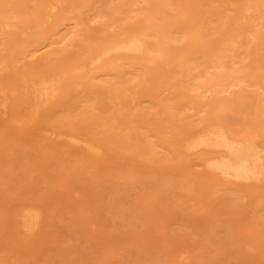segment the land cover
I'll list each match as a JSON object with an SVG mask.
<instances>
[{
    "label": "rangeland",
    "instance_id": "374dc122",
    "mask_svg": "<svg viewBox=\"0 0 264 264\" xmlns=\"http://www.w3.org/2000/svg\"><path fill=\"white\" fill-rule=\"evenodd\" d=\"M144 1L66 0V3H63V7L55 14V17H59V20L65 19L63 21H56L54 25L46 24L45 31L43 32L44 36L39 41L40 43H37L38 41H32L36 32L33 27L36 22L34 17L37 15L43 0H0L1 7L17 12V16H24L29 20L28 26L30 30L28 39H31L26 44V51L24 53L26 57H20L15 62L13 61L16 57H11L9 54L12 53L9 50V46V48L7 47V51H3L0 65L8 62V60L11 64L6 70L0 68V83L3 86H9V84L14 82V84H17L16 87L18 83L21 84L18 78L19 75H16V70L14 69H18L22 61L27 64L29 62L31 65H36V70L37 68L38 70L40 68L43 70V68L46 69L48 66L57 64L60 60L59 58L68 56L75 58L81 55L83 48L94 42L100 32H106L110 29L135 23L136 21L129 20L136 18L138 8L144 6L148 9L145 13H149L151 8L147 4H144ZM168 1H171L173 6L165 9V16L175 21L156 22L162 24L165 29L174 31L176 36L180 35L181 40L177 41L176 46L183 48L182 59H186L183 63L184 66L197 65V69H201L206 63L212 62H203L205 57L203 59L201 52L203 48H207L210 45L212 52L215 50L223 52L224 69L229 65L230 58L240 52H243L240 54V57H244L241 61L242 64L248 63L253 67V71L251 72L252 78L256 79L255 82H258V85H251L245 90L233 89V92L229 90V92L224 93V95L230 93L242 95L235 105L232 106L234 111H227L224 118L231 131L240 133L242 130L245 131L247 126L255 123V120L259 118V109L263 106V102L257 97L258 90L264 91V80L259 79L262 73H264V25L262 26V20L256 19L258 22L256 28H259L260 32L257 35L258 38L253 39L249 35V32H247V27H245L246 23L252 21H245L237 27H232L233 21L231 20L236 16L235 10L229 9V2L232 0ZM109 3L112 4L110 5ZM182 6H184V9L186 8L184 12ZM110 7H115V10H110ZM99 12H102L100 17L98 15L93 16ZM71 16L73 17L71 18ZM75 22H79V24L75 25ZM72 27L78 29V35L75 38L69 41L64 38L59 42H53L48 47H42L31 55L30 52L33 48L39 47L50 40H59L65 30ZM182 29L184 31H181L182 33L179 34V31ZM196 31L199 32L198 42L195 44V49L193 50L189 43L188 37L190 35L188 36V34ZM46 49L47 51L44 52ZM28 50L30 52H27ZM14 52L17 53V50ZM26 53L28 55H25ZM40 53L42 54L40 55ZM36 54L39 55L35 57ZM44 55H46V58H42ZM11 58L15 59L11 60ZM29 59L34 62H30ZM16 64L17 67H15ZM173 66H170L163 75H159L158 70H153V72L147 75V80L143 81L144 83L134 82V78H129V74H126V90L124 89L118 93L119 96L117 98L112 97L111 91L105 90V92L97 87L102 83L98 80V77L92 79L93 84L98 83L97 86L95 85L96 88L89 87L87 79L81 78L80 83L68 86V92L56 102L55 107L53 106L54 108H43L34 118L32 116L30 118L26 117L27 115L30 116L29 113L25 114L26 109L22 112H12V110L7 119L0 120V264H58V262L59 264H105L103 262L107 261L108 256H110L109 262L111 259L110 263L112 264H133L132 262L137 257L138 259L134 262H144L143 259H139V257L142 258L141 256H145V259L149 258V261L146 260L145 262L147 264H179V246L183 245L187 248V243L188 252L185 254H188L187 257L191 261L189 263L186 262L187 264H210V262H207L208 260H205V255H207L208 259L209 255H211V258L214 257L212 256L213 254L219 255V257H216H218V262L222 264H235L237 263L236 260H238V264H241L239 258L244 257L245 254L243 256L239 254L240 243L235 242L238 245V247L235 245V249L226 248V246L234 247L230 239L227 241L228 227L232 229L238 227V225H244V223H251L253 221L251 220L254 218L251 208L256 205V202H250L249 200L252 198L255 200L254 197L256 195L264 194V186L229 184L228 189L231 186L230 190L237 188L238 191H227L224 188H227L228 183L217 179V176H213L205 171L200 162L201 158L208 151H185L182 149L180 146L181 139L188 132L194 130L199 122V116L194 113L191 106L196 107L208 101L209 95L208 93L201 95L199 92L190 91L188 89L190 82L188 79L189 75L185 71L173 73ZM18 95L16 93L14 95L12 92L9 93V96L7 95L9 105L12 103L11 106H13L14 102L21 100V97ZM91 95H95L93 97V106H95L93 113L95 116L111 117L114 121L112 127L106 130L109 134L106 131H99L98 126L100 125L95 123V121L89 122L88 119L87 122L85 121L86 123H78V121H74L73 119L69 125H63V122H59L58 117L60 116L57 115L56 118L53 115L57 112L52 111L60 109L58 113H63L61 111L62 108H72L79 104L81 99L90 97ZM229 98L231 96L225 99ZM63 110L65 113L66 109ZM63 118L66 119L64 115ZM129 118L135 119L134 123H142L146 126L154 127L152 130L159 131L161 139H171L174 143H179V148H177L175 153L168 152L166 149L156 148L155 150L158 152L152 151L153 158L151 160H146L147 158L133 150H123L117 139L116 142H113L115 133L110 131H114L112 129L113 127L116 128L114 126L116 122L126 121ZM51 127L55 128V130L58 127L62 130L73 128L81 136L96 140L103 147L101 156L92 159L79 149L75 150V148L68 147L61 141L53 142L50 138H45L43 136L44 129ZM117 130L119 131V128H116L115 131ZM259 141L264 144V137ZM144 163L152 168L151 173L146 175L147 177L150 176L149 178H151L152 175L154 180V173H157V176L159 175L161 179L163 178L161 184L153 186V191L151 190V186L147 185L148 187L146 188L145 183L143 185L141 181L132 182L121 178H117L118 180L116 181L115 176L106 172V170H116L119 173L118 175H122L132 171L136 167H142ZM180 177L182 178L181 181L179 180ZM161 179L159 178L160 181ZM118 181L119 183H115ZM186 184L188 185L186 186L187 189L185 187ZM135 185H137L136 188ZM130 186L132 187L131 190L128 189ZM140 186L146 188L143 189L144 192L142 193H140L142 191ZM138 187L139 191L136 190L138 194H135V189H138ZM239 189L241 190L239 191ZM252 190H256V192ZM179 191L183 193L181 192L179 195ZM232 193H236L238 197L244 196L248 202H244L245 199L243 197L245 204H236L242 201L237 196V198L231 196L233 195ZM245 193L247 196L244 195ZM251 193L254 196L252 198L249 197V195L252 196ZM225 194L228 195L225 196ZM137 196L139 200H144H137ZM127 197H130L131 200ZM219 197L220 200L218 202ZM232 197L235 202L237 200L238 202L234 203L231 200ZM129 200L134 205L131 202L129 205ZM229 200H231L233 205L230 204ZM23 201L24 203L34 201L36 204L40 201L39 204L42 205L41 210L43 212L40 222L42 227L39 226L36 230L37 233L35 231L36 234L34 233L33 236H26L15 230L14 213L23 204ZM149 205L151 211L149 210L148 212ZM179 206L181 207L179 208ZM121 207L122 209L125 208L122 210ZM107 208L110 209L108 210ZM117 209L116 214L121 212L122 214H120L124 218L121 215L115 214ZM134 212L137 213L134 214ZM138 212L139 215L137 216ZM125 213H129V215ZM187 213L190 217L189 215L187 216ZM143 214L144 216L142 217ZM97 217L101 220L97 219ZM224 218H231L228 227V220H225V224L227 225L221 224L222 221L219 220L222 219L224 223ZM89 220L90 222L92 220L93 223L90 224L93 228L89 227L90 224H86ZM236 220L237 222H235ZM117 221H119V224ZM131 221L133 222L132 226L130 225ZM188 221L190 222L189 225ZM214 222H216L215 225ZM154 223L156 224L154 225ZM93 224L96 225L93 226ZM118 225L119 227H117ZM157 226L159 227L156 228ZM255 227L253 226V228ZM127 228L130 230L129 232ZM213 228H217L218 233L222 232V229H225L226 232L223 231V234L217 235L219 239L218 237L216 238L218 241H216L215 245L217 246L214 249L213 245H211L212 241L203 240L206 233L212 231ZM234 231L230 233L233 234ZM196 232L199 234H195ZM123 236L125 239L122 238ZM135 236H137V239ZM148 239L152 241L151 244ZM189 240L190 242L193 241V243H189ZM213 242L215 243V241ZM225 242H227L226 244L230 242L231 245H226ZM137 243L141 245L139 249H143L140 253L141 256L139 254L132 256V251L137 247ZM147 244H150V247L146 246ZM210 245L212 248H210ZM218 245H221L224 250L228 249L226 252L224 251L226 255H224L222 249H219ZM198 246L201 247L198 248ZM124 248L129 249L128 252L125 249L129 254L124 251ZM159 248L164 249L163 252H166V250L168 252L160 254L162 251H159ZM216 249L218 253L222 251V256L220 255L221 252L220 254L216 253ZM76 250H81V252H77ZM229 250L232 251V254ZM60 251L61 253L64 251L65 254L63 253L62 255L60 253V255L65 256V258H59L60 255H58L59 257L57 256ZM103 252H106V254ZM250 252V256L252 254L257 261L263 263L264 249L259 251L258 248H254ZM124 253L130 258L126 254L123 255ZM229 254L230 257L237 256V259H231V261L234 260V263L227 258L226 261H223ZM104 256L106 257L102 260ZM122 256L127 257L131 262L125 258V260H122ZM250 256L248 255L247 257ZM72 257L74 258L73 260H71ZM159 257L161 259L167 257V260H161ZM58 258L59 261H56ZM150 259L154 260L150 261ZM120 260L121 263H119ZM80 261L83 262L79 263ZM213 261L216 263L215 260ZM106 264L109 263L107 262Z\"/></svg>",
    "mask_w": 264,
    "mask_h": 264
},
{
    "label": "bare ground",
    "instance_id": "6f19581e",
    "mask_svg": "<svg viewBox=\"0 0 264 264\" xmlns=\"http://www.w3.org/2000/svg\"><path fill=\"white\" fill-rule=\"evenodd\" d=\"M63 3H66V0H43L41 7L38 10L37 15L34 17L36 22L34 23L33 27L35 28L36 32H35V35H34L33 40H32L33 42L38 41L37 43H40L39 41H41V38L44 36L43 32L45 31L46 24H53L54 25V24H56V21H63V19H65V18H63V19L59 20V17H55V14L63 7ZM109 4L111 5L112 3H109ZM144 4H147L151 8L149 13H145L146 11H148V9L144 6L138 8V13L136 15V18L129 20V21H136L135 23L120 26L119 28H115V29H110V30H107L106 32H100V34L96 37L94 42L86 45L83 48L81 55H78L75 58H72L70 56L59 58L60 60L57 64L48 66L46 69L43 68V70L41 68H40V70H38V68L36 70V65H31L27 60L26 61L28 62V64L22 61V63L20 62V66L18 67V69H14V67H13V69L16 70L15 71L16 75H19L18 78H19V81L21 84L18 83L17 87H19V85H20V87L17 88L16 87L17 84H14V82L13 83L11 82L13 85L8 83L9 86H3L0 83V120L1 119H4V120L7 119V116L9 115L10 111H12V110H13L12 112H22L23 110L26 109L25 114H28V113L30 114V116L27 115L26 117L30 118L32 116V118H34L38 115V113L40 112L41 109H43V108H46V109L47 108H54L56 102L59 101V99L66 92H68V90H69L68 86H71L75 83H80L81 78L87 79V85L89 87L92 86L91 88H96L95 85L97 86L98 83L93 84L92 79L98 77V80H100V82H102V83H100L97 87H99L101 90H104V91L105 90L111 91L112 94L114 95V96L112 95V97L117 98L119 96L118 93L122 92L124 89L126 90V82H127V80H126L127 78L125 77L126 74H129V78H134V82L144 83L143 81L147 80V75L150 72H153V70H158L159 75H163L165 73V71H167L170 68V66L174 65L173 66L174 67L173 73H179V72L185 71L186 74L189 75L188 79L190 82L188 85V89L190 91L199 92V94H201V95H206L208 93V95H209L208 101L204 102L203 104H199V106H196V107L191 106V109L194 111V113L198 114L199 122L196 125L197 127L194 130L188 132L181 139L180 146L182 147V149L185 151H193V150H206V151H208V153L205 154V156H203L201 158L200 162H201L203 168L205 169V171L209 172L213 176H217L216 177L217 179H219L221 181L223 180V182L228 183L227 188H224V189H227V191L230 190V188H231V186H230V188L228 189L229 184H244V185L254 184L255 186L256 185L257 186L258 185L264 186V144L261 141H259L262 137H264V116H263L264 115V91H262L261 89L257 91V97L263 102V106H261L259 109V115L260 116L257 120H255L256 121L255 123L247 126V128H245L246 129L245 131L242 130L241 133L231 131V129L228 127L227 123L225 122V118H224L227 111H232L234 109V108H232V106L235 105V103L242 97V95L235 94V93H230L228 95H224L225 92H229V90H231V92H233V89L245 90V89H247V87H249L251 85H258L257 84L258 82H255L256 79L252 78L251 72L253 71V67L250 66L248 63L242 64L241 61L244 57H240L241 56L240 54L243 53V52H240V53L234 54L230 58L229 65H227L226 68L224 69L225 64L222 60V57H223L222 53L223 52H219V50H215L214 52H212V47L210 45H208L207 48H203L201 52H202L203 59L205 57L203 62H205V61L206 62L212 61V62L206 63L205 65L202 66L201 69H197V67H198L197 65H195V66H184L183 63L186 61V59H182L183 58V56H182V54H183L182 49L183 48L176 46L177 41L181 40L180 35L176 36L175 35L176 33L174 31L165 29L162 24L156 22V21H175L174 19L171 20L165 16V13H166L165 9L171 8L173 6L172 2L168 1V0H145ZM193 6H195V5H193ZM114 8L110 7V10H112ZM180 8H181V6H180ZM185 9H184V6H182L183 12ZM229 9L235 10V12H236V16L233 17V19L231 20V21H233L232 27H237L240 25V23L245 22V21H252V22L246 23L245 27H247V30H248L247 32H249V35L253 39L258 38L257 35L259 34L260 29L256 28V25L258 24L256 19H261L262 20L261 21L262 26L264 25V0H234V1L232 0L229 2ZM17 15H18L17 12H14V11H11L10 9H6L4 7H1V5H0V59H1L3 51H7V47L9 46L10 47L9 50L12 51V53H9L10 56L16 57V59L14 58L15 60L13 58H11V60H14L13 62L17 61V59H20V57L24 56V53L26 51V44H28V42L31 41V39H28L29 30H30V27L28 26L29 20L24 16H17ZM95 15H98L100 17L102 15V12L96 13L93 16H95ZM72 17L73 16H71V18ZM253 21H255V22H253ZM76 24H79V22H75V25ZM77 30L78 29H75L74 27L68 28L65 30L63 35L59 38V40L47 41L44 44L40 45L39 47L33 48L31 50V52L29 50L27 52H30L32 55L34 52L38 51L40 48L46 47V46L48 47L53 42H59L60 40H62L64 38L67 41L72 40L73 38H75V36L78 35ZM181 31L183 32L184 30L183 29L180 30L179 34L182 33ZM198 34H199L198 31L192 32L191 34H188V36L190 35L188 37L189 43L192 46L191 49H193V50L195 49V47H194L195 44L198 42ZM222 39H224V38H222ZM50 49H51V47H50ZM13 50L14 51L17 50L18 54L15 53ZM19 51H20V53H19ZM46 51H47V49L44 52H46ZM41 54L42 53H40V55ZM45 54H47V53H45ZM25 55H28V53H26ZM38 55L39 54H36L35 57H37ZM24 57H26V56H24ZM42 58H46V55H44V57H42ZM29 61L34 62L31 59H29ZM10 64L11 63H9V60H8V62L0 65V68L6 70L10 67L9 66ZM15 67H17V64L15 65ZM193 71H194V73H192ZM259 79L264 80V73H262V75L260 76ZM8 92L9 93L12 92V93H14V95H15V93L17 95L19 94L18 96L21 97V100L14 102L13 106H11L12 103L9 105V98H8L9 93ZM229 96H231V98L225 99ZM93 97H95V95H91L90 97L88 96L86 98L81 99L80 103L77 104L76 106L72 107V108H69V109L62 108L61 111L63 113H64L63 109H66V112L64 114L61 112L58 113V111H60V109L52 111V112H57L58 114L57 113H55V114L52 113V114L54 116H56V118H57V115H59L61 117V119H60V117H58L59 122L60 123L63 122L62 123L63 125L64 124L69 125L70 123H72L73 119H74V121H78V123L79 122H85V121L87 122V120L89 119V122L95 121V123L100 125V126H98L99 131H106L108 128L112 127V125H113L112 123L114 121L111 117L106 118L104 116L103 117L98 116V115L95 116V114L93 113V109L95 108V106H93ZM8 108L9 109L11 108V110H9ZM60 113L62 116L60 115ZM63 115L65 116L66 119L63 118ZM134 121H135V119H131V118L126 119V121H121V122L118 121V122H116V124L114 126L116 128H119V131L118 130L115 131L116 128H114V127L112 129L114 131H110V132L115 133V135H114L115 139L113 140V142H116V139H117V142L120 143V146L123 148V150H127V149L133 150L134 152L138 153L139 155H142L143 157L147 158L146 160H151L153 158L152 157V154H153L152 151L158 152L155 150L156 148L166 149L168 152H172V153H175L177 148H179V143L176 144L173 141H171V139L170 140L161 139L160 132L152 130L154 127L146 126L145 124H142V123H134ZM48 129L45 128L44 129L45 130L44 135L43 134L42 135L45 138H50L53 142L54 141L55 142L61 141L64 144H66V146H68V147L75 148V150H77V149L81 150L82 152H84L87 156L91 157L92 159H94V158L96 159V158L100 157L102 154V148L103 147H101L100 144L96 142V140L94 141L91 138H85V137L81 136L73 128H70V130H62L59 127H58L59 130L58 129L55 130V128L53 129L52 127L48 128ZM50 129H52V131H50ZM96 131H98V130L96 129ZM107 134H109V133L107 132ZM258 137H260L259 140H257ZM178 142H179V140H178ZM156 160H159V159H156ZM151 171H152V168L149 165H145V163L143 164L142 167H136L132 171L124 173L122 175H118L119 173H118V171L116 172V170H114V171L106 170V172H108V174L115 176L116 181L119 178L129 180L132 182H140L141 181V184L143 183V185H144V183H145L146 188L148 187L147 185H149V187L151 186L152 187L151 190L153 191V188H154L153 186L157 185V184H161L163 178L161 179V177L159 175L157 176V173H154V180H153L152 175H151V178H149L150 176L147 177L146 175L150 174ZM159 178L161 179V181L159 180ZM113 179H112V181H113ZM181 179L182 178L180 177L179 180L181 181ZM142 180L143 181L145 180V181L143 182ZM187 180H189V179H187ZM163 181H166V180H163ZM115 183H119V181L115 182ZM125 184L129 187V185L126 182H125ZM179 184H180V182H179ZM187 184L185 185V187L188 186ZM136 186L137 185H135V188H136ZM138 186H139V184H138ZM181 187H182V185H181ZM131 188L132 187L130 186V188H128V189L131 190ZM146 188L141 187L142 191L140 189V191H141L140 193L144 192L143 189H146ZM182 188H184V186ZM73 189H76V188H73ZM186 189H187V187H186ZM136 190L139 191V187H138V189H135V191ZM234 190L238 191L237 188H235V189L233 188V190H230V192H232ZM240 190L241 189H239V191ZM113 191H111V192H113ZM137 191L135 194H138ZM133 192H134V190H133ZM181 192L182 191H179V195ZM253 192H256V190ZM121 193H122V191H121ZM129 193H130V191H129ZM146 193L148 194V192H146ZM257 193H259V192L257 191ZM235 194H233L231 196H233V197L235 196V198H237L238 196H237V194L236 195ZM226 195H228V194H225V196ZM240 195H241V193H240ZM244 195H246V193ZM222 196H224V195H222ZM124 197H125V195H124ZM228 197H230V196H228ZM233 197L231 198V200L234 203L238 202V200L235 202ZM243 197H242V195L239 196L238 199H240V201H242V202H238L236 204L242 203V205H243V204H245L244 202H248V200L246 201L245 197H244L245 200L243 202ZM249 197L252 198L254 196L252 194V196L249 195ZM127 198H130V197H127ZM142 198H143V196H142ZM254 198H255V200H253V198L251 200H249L250 202H254V203L256 202V205H254L251 208V213L254 216V218L251 219V220H253L251 223H244V225L243 224H241V225L237 224L238 227H234V228L230 229L228 226H229V220L231 221V218L230 219L224 218V221L228 220L227 221L228 225L225 224L226 221L223 223V220L219 219L222 221L221 224H225L228 227V233H227L228 239H227V241H229V239H230L231 242L233 243L232 245H234V247H232V246L227 247L226 246V248L235 249V245H236L235 242H238L241 245L240 249H239L240 252H239V250H238V252H239L240 256H243V254H245L244 257L239 258V260H241L240 261L241 264H264V260H262L263 263H261V262L257 261V259L254 258V256H252V254H251L252 257L250 256V253H251L250 250L251 249L258 248L259 251H262L264 249V203H262V202H264V194L262 193L261 195H256ZM29 199H31V198H29ZM247 199H249V198H247ZM120 200L122 201V199H120ZM130 200H131V198H130ZM130 200H129V205L131 202ZM137 200H139L138 196H137ZM140 200H144V199H140ZM219 200H220V197L218 199V202H219ZM222 200H223V198H222ZM231 200H229V202H231ZM38 202L40 203V201H38ZM111 202H113V201H111ZM134 202H135V200H134ZM216 202H217V200H216ZM229 202H228V204H229ZM39 203L36 204V203H34V201L24 203V201H23V204L20 205L19 209L15 210L16 213H14V215H15L14 223H15V230H17V232L25 234L26 236H29V235L33 236L35 231L37 230V228L39 226L42 227V225H40V222H41L43 210H41L42 205H40ZM114 203H115V201H114ZM230 204L233 205L232 202ZM39 205H40V207H39ZM123 205H121V206L123 207ZM132 205H134V204L132 203ZM141 206H143V205H141ZM122 207H121V209H122ZM180 207L181 206H179V208ZM142 208L144 209V207H142ZM147 210L149 212L150 205H149V209H147ZM117 211H118V209L115 211V214ZM120 213H117L116 215H121L122 213L121 214ZM135 213H137V212H134V214ZM127 214L129 215V213H127ZM144 214H146V213H144ZM144 214L142 215V217L144 216ZM101 215H102V213H101ZM138 215H139V212H138L137 216ZM188 215L189 214L187 213V216ZM103 216H104V213H103ZM189 217H190V215H189ZM122 218H124V217L122 216ZM163 218H161V219H163ZM97 219H99V218L97 217ZM190 219L192 220V218H190ZM99 220H101V219H99ZM42 221H43V219H42ZM111 222H113V221H111ZM235 222H237V220ZM239 222H241V221H239ZM90 223H93L92 220H91V222H90V220L87 221L86 224L89 225ZM95 223H96V220H95ZM117 223L119 224V221H117ZM122 223H123V221H122ZM189 223L190 222L188 221V225H189ZM215 223L216 222H214V225H215ZM120 224H121V222H120ZM143 224H144V222H143ZM155 224L156 223H154V225ZM191 224H193V223L191 222ZM199 224H200V222H199ZM231 224H232V222H231ZM95 225L96 224H93V226H95ZM115 225H117V224L115 223ZM130 225L131 226L133 225L132 221L130 222ZM179 225H180V223H179ZM196 225H197V223H196ZM216 225H218V224H216ZM138 226H140V225H138ZM253 226H256V227L253 228ZM89 227H91V224L89 225ZM114 227H116V226H114ZM117 227H119V225ZM126 227H127V224H126ZM158 227L159 226H157L156 228H158ZM209 227H211V226L209 225ZM227 227H226V230H227ZM91 228H93V227H91ZM187 229L189 230V228H187ZM127 230H128V228H127ZM136 230H134V231H136ZM139 230H140V228H139ZM129 231L130 230H128V232ZM192 231H193V228H192ZM194 231H196V230L194 229ZM221 231L222 232L218 233L219 232L218 229L213 228L212 231L206 233V235L204 232H202L205 235L203 240H208L210 242L212 241L211 245H213V249H214V247L217 246V245H215L216 241H218V240H216V238L218 237L217 235H219V234L221 235V233L223 234V231L225 232V229H222ZM232 231H234L233 234L230 233ZM198 232H200V231H198ZM36 233H37V231H36ZM191 233H193V232H191ZM191 233H190V235H191ZM195 234L198 235L199 233L196 232ZM195 234H194V236H195ZM235 234H237V235H235ZM187 235H188V233H187ZM223 236H225V235H223ZM135 237L137 239V236H135ZM183 237H184V235H183ZM122 238H124V236ZM148 238H150V237H148ZM241 238H242V240H241ZM136 239H135V241H136ZM141 239H143V238H141ZM183 239H185V238H183ZM218 239H219V237H218ZM148 240H150V239H148ZM148 240H147V242H148ZM213 241H215V243ZM126 242H127V240H126ZM151 242L152 241L150 240L149 243L151 244ZM191 242L193 243V241H191ZM191 242L189 240V243H191ZM226 243L227 242H225V244ZM134 244H136V243H134ZM141 244H143V243H141ZM150 244H147L146 246L150 247ZM153 244L154 243H152V245ZM163 244H166V243H163ZM220 244H222V243H220ZM229 244H230V242H229ZM229 244H226V245H229ZM126 245H127V243H126ZM139 246H141V245L138 244L137 247H135L133 249L132 256L135 254L140 255V253L142 252L143 249H141V248L139 249ZM153 246H155V245H153ZM201 246H198V248H200ZM204 246H206V245H204ZM218 246L220 247L219 248L220 250L222 249L223 253H224V251L226 252V250H228V249L224 250V248L221 247V245H218ZM236 246L238 247V245H236ZM126 248H124V251ZM187 248H188V243H187ZM187 248L184 247L183 245L179 246V264H185L186 262L189 263L190 260L187 257L188 254H185L188 252ZM210 248H212V246ZM69 249H71V248H69ZM154 249H150V250H154ZM128 250L126 249L127 252H128ZM158 250L162 251V252H160V254H164V253L168 252L167 250H166V252H163L164 249H160V248ZM208 250H207V252H208ZM215 251L217 254H220V252H221L220 255L222 256V254H223L222 251H220L219 253L217 252L218 251L217 249ZM246 251L248 252V254ZM77 252H81V250H79ZM86 252H87V250H86ZM86 252H85V254H86ZM204 252H205V250H204ZM229 252H231V254H232V251L229 250ZM60 253H61V251L59 252V254H57V256L60 255ZM63 253H64V251H63ZM63 253H61V254L63 255ZM73 253H75V252L73 251ZM103 253L106 254V252H103ZM126 253H124L123 255H125ZM67 254H69V253H67ZM127 254H129V253H127ZM246 254H247V256L249 255L250 257H247ZM224 255H226V254L224 253ZM236 255H237V253H236ZM236 255H234L235 257L234 256L230 257V254H229V256H228L229 258L225 257V259H223V261H226V258L230 261L232 258L235 260V259H237V256H238V255L237 256ZM74 256L76 257V255H74ZM209 256L210 257H208V259H207V255H205V257H206L205 260H208L207 262H210V264L220 263V262H218V259H217L219 257V255L213 254L212 256H214V257H212V258H211V255H209ZM216 256H218V257H216ZM61 257H63V256L60 255L59 258H61ZM105 257L106 256H104L102 258V260H104ZM108 257L110 258V256H108ZM127 257H128V255H127ZM127 257L122 256V260H125V259L128 260ZM141 257L142 258L139 257V259H143L144 262H139V263L134 262L136 259H138V257H137V258H135L134 261L131 259L133 261L132 263L133 264H147L145 262H146V260L149 261V258L145 259V256H141ZM161 257H159V259H161ZM59 258L56 261H59ZM63 258H65V256ZM109 258L107 259L106 262H103V263L106 264L108 262L109 264H112V263H110L111 259L109 262ZM128 258H130V257H128ZM73 259L74 258L72 257L71 260H73ZM80 259H82V258H80ZM83 259H85V258H83ZM162 259L167 260V257L162 258ZM187 259H188V261H187ZM152 260H154V259H150V261H152ZM192 260H193V258H192ZM210 260H212V261L215 260L216 263L214 261L212 262ZM234 260H232L231 262H233ZM60 261H61V259H60ZM236 261H237V263H235V264H238V260H236ZM76 262H78V261H76ZM82 262L83 261H80L79 263H82ZM88 262H89V260H88ZM129 262H131V261H129ZM84 263H85V261H84ZM119 263H121V260L119 261ZM125 263H127V262L125 261ZM160 263H162V262H160ZM52 264H55V263H52ZM58 264H59V262H58ZM128 264H131V263H128ZM220 264H222V263H220Z\"/></svg>",
    "mask_w": 264,
    "mask_h": 264
}]
</instances>
